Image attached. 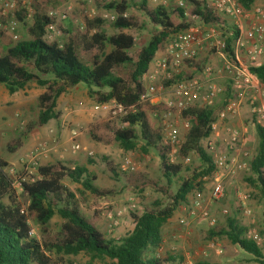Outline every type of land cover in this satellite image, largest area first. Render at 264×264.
<instances>
[{"label": "trees", "instance_id": "16d2710c", "mask_svg": "<svg viewBox=\"0 0 264 264\" xmlns=\"http://www.w3.org/2000/svg\"><path fill=\"white\" fill-rule=\"evenodd\" d=\"M67 0H36L31 5L33 14L28 21L27 7L18 1L17 20L23 25L28 38L15 42L17 32H5L0 46V85L10 94H15L30 85L44 89L38 99V126L44 127L51 121L60 120L57 111L59 100L71 89L80 85L88 88L90 99L97 105H107L115 101L126 109L121 124L110 120H97L89 128L92 140L103 146L119 145L125 151H155L160 160L163 178L166 182L154 180L142 170L124 172L119 166L103 158L108 170L118 180L125 178L131 191L143 193L146 190L162 196L144 207L143 214H131L134 228L121 240L108 239L98 226L101 212L88 217L82 210L81 202L66 181L81 186L86 192L100 200L108 199L112 191L96 186L97 177L86 167L73 166L63 161L41 165L32 180L20 179L22 195H18L15 182L7 172L9 164L0 158V264H66L65 256L88 254L96 259H109L115 264H173L177 258L156 255L163 247V227L167 224L189 197L203 191L215 172L212 157L205 148L212 135V125L225 105L235 97L231 82L228 81L220 101L210 108L194 106L183 115L191 122L185 136L180 161H169L171 146L163 137V127L159 119L153 118L156 111L165 106L151 105L142 98L146 95L143 80L152 63L165 49L168 40L196 23L186 13V9L176 6L152 7L148 0H141L133 6L128 0L104 3L100 6L117 14L112 22L117 34L109 35L103 29L106 21L102 18L90 19L81 13L84 27L70 23L58 24L51 15L61 9ZM194 6L191 13L204 23L230 27L215 10L202 7L196 0H183ZM251 9L256 0H238ZM134 9V12L132 11ZM127 15V16H124ZM148 23L151 30L150 41L145 46H137L132 32L143 30ZM2 24L4 21L0 18ZM74 22V21H73ZM57 25L62 31L61 41H49L47 29ZM219 52L214 49L212 55ZM227 59L236 64L232 39L227 40L221 50ZM189 68L197 72H185L180 77L168 80L170 86L176 81L192 78L206 67L205 61H188ZM122 71V74L120 73ZM251 73L264 86V64L260 68H250ZM249 139L255 144L252 159V176L247 178L258 192L263 207L264 223V128L255 122H248ZM33 126L18 139L8 145L14 153L28 138ZM190 158V165L181 160ZM89 165L95 162L90 160ZM63 221L56 236L45 227L55 218ZM31 223L43 228L39 239L33 237ZM205 226L203 237L206 241L229 240L238 250V263L264 264V247L248 238L249 228L236 217L227 218L225 225L215 228ZM264 235V231L261 232ZM182 260V258H179ZM197 264H211L201 260Z\"/></svg>", "mask_w": 264, "mask_h": 264}, {"label": "rangeland", "instance_id": "374dc122", "mask_svg": "<svg viewBox=\"0 0 264 264\" xmlns=\"http://www.w3.org/2000/svg\"><path fill=\"white\" fill-rule=\"evenodd\" d=\"M16 3L15 11L3 19L5 25L0 29V46H2V35L5 32H17V39L14 41L20 42L28 38L26 30L23 25L16 18V11L19 10L18 1L27 7L30 16L33 14L32 4L36 0H13ZM111 1L120 2L122 0H103L104 3ZM133 6L141 0H128ZM182 0H160L159 4H153L148 0L152 7L163 6L165 8H174L179 6ZM39 2H44L39 0ZM263 8L264 0H256L251 9ZM134 12V9L132 8ZM81 13L87 15L90 19L102 18L106 21L103 29L109 35L117 34L113 28L112 22L107 18L111 13L104 7L100 6L97 0H67L59 11L52 13L58 24L68 26L73 23L76 26H81L83 21ZM74 21V22H73ZM145 22V19H143ZM146 27L143 30L132 32L136 39L137 46H145L151 38V26L145 22ZM227 32L221 28L220 40H226ZM228 40V39H227ZM50 41V40H49ZM58 41H61L59 39ZM218 51L216 55L212 52ZM161 54V53H160ZM160 54L157 56L160 57ZM223 53L212 42H206L199 51L198 61H205L206 67H211L214 73V81L221 87L226 89L229 81V75L226 73V60L223 58ZM156 58V59H157ZM247 66L252 67L253 64L247 61ZM154 65L151 70H154ZM205 67V68H206ZM201 72V71H200ZM198 71V73H200ZM122 74V71L120 72ZM198 75V74H197ZM167 74L160 72L159 77L154 81L157 86H164V90L159 92L158 96L163 99L171 98V89L168 85ZM261 89L264 86L258 81L257 83ZM44 92L43 88L37 85H30L26 89L21 90L15 94L10 92L0 85V158L4 159L9 167L8 174L15 182V189L17 194L22 195V188L20 179L32 180V177L37 175L38 167L41 165L54 164L57 161H63L73 166L86 167L92 171L96 177V186L102 190L112 191V195L105 200H100L89 192H86L81 186L72 184L69 181L65 182L72 191L78 196L83 212L88 217H94L97 212H101V220L98 224L100 230L106 234L108 239L121 240L129 235L134 228V223L131 214L138 216L143 214L144 207L155 200L162 199V196L146 190L143 193L131 191V185L125 178L118 180L108 170V167L103 161V158H109L119 166L120 170L124 172H135L137 170L145 171L154 180L161 181L163 184L162 169L160 167V160L155 151H142L139 148L137 151H125L119 145L103 146L94 142L90 136L89 128L97 120H110L116 124H121V116H113L111 108H105V105H97L88 95V88L85 85H80L71 89L67 94L59 100L57 111L61 113V119L51 121L44 127L38 126V99ZM256 95L251 92V96ZM250 97H248L241 109V116L237 118V125L247 126L251 119L250 112ZM33 126V130L29 133L28 138L23 140V144L14 153L8 149V145L14 140L18 139L23 133L28 131V128ZM249 128V126H248ZM79 146V149L76 147ZM251 158L248 160L250 165L252 159L255 157V144L249 145ZM90 160L95 162L94 166L89 165ZM131 161V168L129 169L127 161ZM190 163L184 165H190ZM250 171L239 175L235 180L234 185L230 186L227 191L226 198L217 203L210 204L209 197L212 189L211 182L205 185L203 191L196 192L189 197L187 204H183L174 217L164 225L163 247L157 251L156 255L166 258L169 255L177 258V262L173 264H197L204 260L211 264H247L238 263L237 248L227 239H217L215 242L222 246L223 254L217 255L213 252H208L204 255V250L211 241H206L203 237L205 226H199L198 219H190L188 215V208L191 207L195 200H199L202 207L216 218L218 225H225L227 218L236 217L240 222L249 228L250 231H256L263 238L262 243H257L264 247V231L263 223V207L258 199V192L247 182V178L251 177ZM250 196L248 206L252 210V215H245L240 209V201L238 193ZM228 210L229 214L224 215L223 210ZM182 218L190 220L188 226H183L180 223ZM208 228H215L209 226ZM63 221L60 217H55L46 227V231L53 236H56L61 230ZM33 229V237L40 240L43 235V228L39 225L31 223ZM182 258V260H179ZM66 264H115L109 259H96L88 254H80L78 256H65Z\"/></svg>", "mask_w": 264, "mask_h": 264}, {"label": "built area", "instance_id": "2783aa9c", "mask_svg": "<svg viewBox=\"0 0 264 264\" xmlns=\"http://www.w3.org/2000/svg\"><path fill=\"white\" fill-rule=\"evenodd\" d=\"M46 1V0H41ZM153 4H159L160 0H150ZM202 7L210 8L228 22L229 29L225 37L232 39L234 56L237 63L232 64L226 57V73L235 92V97L231 99L218 115L217 121L212 125V135L206 141L205 148L212 157L215 172L208 182H211L209 203L217 204L226 198L230 186L240 174L250 171L248 160L251 158L249 145V128L237 125V118L241 116V109L245 100L250 97L251 92L256 95L250 97V122L264 128V90L257 84L258 79L253 76L247 61L253 64L252 68H260L264 64V9L244 8L238 0H196ZM179 6L186 9V14L192 18L196 25L188 30L181 31L173 35L165 45L164 51L151 65L154 70H150L144 75L146 84V95L143 101H148L151 105L164 104V108L156 111L153 118L159 119L163 127L164 140L170 144L171 152L169 161L176 164L180 161L181 151L185 142V136L191 128V122L184 117V113L194 106L202 108L214 107L221 99L223 90L214 81V73L211 67L204 68L198 75L176 81L170 86L171 98L163 99L158 96L164 90V86H157L154 81L159 77L160 72L167 74V78L172 80L182 76L185 72H197L196 68H189L186 62L198 61L199 51L202 50L206 42H212L219 50L226 48L227 39L220 40L221 27L218 25L204 23L200 17L192 15L194 6L188 2L180 1ZM16 3L13 0H0V18L3 20L11 12L15 11ZM127 16V15H124ZM117 14L109 13L107 18L110 22L117 20ZM84 26V22L81 23ZM3 27L0 21V29ZM62 31L57 25H51L47 29V39L50 41L59 40ZM17 39V37H15ZM111 108L113 116L123 117L126 109L121 104L112 101L105 105ZM79 149V146L76 147ZM183 164L190 163V158L181 160ZM129 169L131 161H127ZM250 196L238 193L240 209L250 216L252 210L248 206ZM226 216L228 210H223ZM190 219L206 221L209 226L215 227L216 218L211 216L207 209L203 208L199 200H195L188 208ZM181 225L188 226L190 220L182 218ZM248 238L254 242L262 243L263 238L256 231H249ZM213 252L217 255L223 254L222 246L211 241L203 254Z\"/></svg>", "mask_w": 264, "mask_h": 264}, {"label": "crops", "instance_id": "0c3cea01", "mask_svg": "<svg viewBox=\"0 0 264 264\" xmlns=\"http://www.w3.org/2000/svg\"><path fill=\"white\" fill-rule=\"evenodd\" d=\"M178 214L181 215L180 211H178ZM198 225L199 226H204L205 225V222L201 220V221H199Z\"/></svg>", "mask_w": 264, "mask_h": 264}]
</instances>
